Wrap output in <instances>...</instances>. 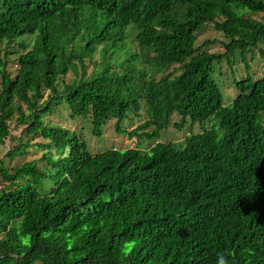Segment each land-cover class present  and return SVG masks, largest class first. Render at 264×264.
<instances>
[{
  "label": "trees",
  "instance_id": "obj_1",
  "mask_svg": "<svg viewBox=\"0 0 264 264\" xmlns=\"http://www.w3.org/2000/svg\"><path fill=\"white\" fill-rule=\"evenodd\" d=\"M0 8V264H264V0ZM108 122L154 144L90 153Z\"/></svg>",
  "mask_w": 264,
  "mask_h": 264
},
{
  "label": "rangeland",
  "instance_id": "obj_2",
  "mask_svg": "<svg viewBox=\"0 0 264 264\" xmlns=\"http://www.w3.org/2000/svg\"><path fill=\"white\" fill-rule=\"evenodd\" d=\"M1 11V8H0ZM214 38V37H219L217 34H215V32L212 29H207L204 31V34L201 35L199 37V41H202L205 38ZM24 41L28 42V47L25 50V52L27 50L30 49L31 43L34 40V37H25L23 38ZM14 48L17 49V46L14 45ZM212 49H219L218 46H212ZM4 53V51H2ZM2 52H1V56H2ZM19 54H22V51H18V53H15L13 55H10L9 59L12 61V63H15L17 60V56ZM95 57H97L95 55ZM254 66V65H253ZM10 67H12V69H16V63L13 65H10ZM261 65H256L255 70L257 72L260 71L261 69ZM253 68V67H252ZM223 69H224V65H223ZM166 71H171V69H166ZM251 73H252V69H251ZM214 80L218 83L219 88H220V92L222 94V100L224 103L226 104H230L232 99L234 98L235 95V90L234 87L232 88V81L236 80V78H234L233 76H229V77H219V74L216 72L213 75ZM232 98V99H230ZM144 111L139 112V114L141 115V117L139 118H135L133 117V114L131 115V117H129V119L125 120L122 124H121V128L123 130H131L132 128H135L138 124L142 123L144 121ZM68 115V111L66 110H62L61 112H58L57 115L51 116V115H47L44 117L45 121H51L54 123H58L60 125H63L64 127L67 126V124L71 123V121L69 120V118L67 117ZM175 121H177L178 119H174ZM205 127L207 126V124L204 125ZM189 128L187 127V125H185L183 127L182 131H176L174 129H169L168 130H163L160 134L159 140L156 142H162V143H166L167 141H182L185 137V135L188 133ZM199 129V126L196 125L194 126V128L192 129L194 132H197ZM154 144V141L152 140H148V139H129L127 136L122 135V134H116L115 132V125L112 123H107V125H105V127L103 128V132L101 137L99 138H94L92 136H89V138H87V146H88V150L90 153H99L102 151H105L106 149H119V150H123V149H127V148H132L135 147L136 145L139 146V148H141L142 150H146L148 149L150 146H152ZM30 151L32 152L31 154H29L27 156V158L31 159V158H38L40 156V153H36V149L35 148H30ZM4 154V147L2 145H0V158L2 157V155Z\"/></svg>",
  "mask_w": 264,
  "mask_h": 264
},
{
  "label": "clouds",
  "instance_id": "obj_3",
  "mask_svg": "<svg viewBox=\"0 0 264 264\" xmlns=\"http://www.w3.org/2000/svg\"><path fill=\"white\" fill-rule=\"evenodd\" d=\"M219 264H224V260L220 259Z\"/></svg>",
  "mask_w": 264,
  "mask_h": 264
}]
</instances>
